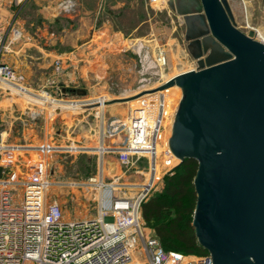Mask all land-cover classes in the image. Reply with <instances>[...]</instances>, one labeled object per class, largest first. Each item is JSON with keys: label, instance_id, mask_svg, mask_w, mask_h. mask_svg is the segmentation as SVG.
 <instances>
[{"label": "rangeland", "instance_id": "rangeland-1", "mask_svg": "<svg viewBox=\"0 0 264 264\" xmlns=\"http://www.w3.org/2000/svg\"><path fill=\"white\" fill-rule=\"evenodd\" d=\"M228 2L237 27L245 33L254 30L255 38L264 41V0ZM17 18L23 34L7 62L45 96H18L0 89V133L7 145L16 146L4 151L0 176L26 174L41 159L50 183L46 201L62 206V220L95 217L96 193L84 183L98 175L100 166L106 181L113 173L122 175L123 182L144 178L145 159L121 165L116 152L99 154L97 148L101 143L106 148L123 145L125 131L114 118L122 121L138 97L195 67L186 50L184 24L166 0H26ZM55 59L60 60L58 69ZM170 88L164 90V141L172 134L182 95L180 87ZM50 97L59 101L51 103ZM97 99L109 101L102 117L95 113L96 104L74 106ZM43 144L50 148L42 152ZM165 149L159 161L161 179L149 197L164 189L165 177L181 163ZM166 158L168 163L163 162ZM74 182L80 186L71 185ZM141 223L155 235L143 218Z\"/></svg>", "mask_w": 264, "mask_h": 264}, {"label": "water", "instance_id": "water-1", "mask_svg": "<svg viewBox=\"0 0 264 264\" xmlns=\"http://www.w3.org/2000/svg\"><path fill=\"white\" fill-rule=\"evenodd\" d=\"M193 69L163 85L182 95L169 138L198 162L192 226L213 264H264V41L241 31L228 0H167Z\"/></svg>", "mask_w": 264, "mask_h": 264}, {"label": "built area", "instance_id": "built-area-1", "mask_svg": "<svg viewBox=\"0 0 264 264\" xmlns=\"http://www.w3.org/2000/svg\"><path fill=\"white\" fill-rule=\"evenodd\" d=\"M25 1L0 0V19L2 11L9 12L5 24L0 25V89L18 96H45L30 88L25 75L4 58L22 36L17 17ZM159 61L165 63L163 57ZM54 65L58 69L60 60L55 59ZM164 90L147 91L136 99L125 119L114 118L113 123L123 125L126 137L123 145L98 146L99 154L116 152L121 165L133 166L145 159L148 169L142 181L133 183L121 181L122 175L115 173L111 180H104L100 166L98 175L84 183L96 193L95 217L62 220V206L55 200L46 201L50 183L41 159L36 166L29 165L26 174L0 176V264H213L210 253L194 255L164 249L160 240L146 232L141 223V204L161 179L159 161L161 153L164 155L161 148H166L167 156L173 154L169 139L162 138L167 112ZM50 99L51 103L59 101L55 97ZM98 101L79 105L85 109L96 104L95 113L102 117L106 105L99 107ZM49 148L45 144L39 146L42 152ZM15 149L16 146L5 143L0 133V166L4 151ZM102 159L100 156V164Z\"/></svg>", "mask_w": 264, "mask_h": 264}, {"label": "trees", "instance_id": "trees-1", "mask_svg": "<svg viewBox=\"0 0 264 264\" xmlns=\"http://www.w3.org/2000/svg\"><path fill=\"white\" fill-rule=\"evenodd\" d=\"M197 166L196 159L185 158L165 177L164 189L141 204L143 220L166 250L198 255L208 253L198 244L192 226L197 199L193 179Z\"/></svg>", "mask_w": 264, "mask_h": 264}, {"label": "crops", "instance_id": "crops-1", "mask_svg": "<svg viewBox=\"0 0 264 264\" xmlns=\"http://www.w3.org/2000/svg\"><path fill=\"white\" fill-rule=\"evenodd\" d=\"M2 17H1V19H0V25L2 26L3 24H5V22H6V19L8 18V15H9V12H7V10H4V11H2ZM18 19V18H17ZM17 25H18V27L21 29V31H22V29H23V25H22V23L20 24L19 22H18V20H17ZM22 34H23V32H22ZM4 58H5V60L7 61L8 60V62H9V60L11 61V54H8V53H5L4 54ZM76 103H74V106H78L79 104H77V105H75ZM55 105H57V104H55ZM57 109H59V108H57ZM78 121V120H77ZM106 137V136H105ZM104 139V138H103Z\"/></svg>", "mask_w": 264, "mask_h": 264}, {"label": "bare ground", "instance_id": "bare-ground-1", "mask_svg": "<svg viewBox=\"0 0 264 264\" xmlns=\"http://www.w3.org/2000/svg\"><path fill=\"white\" fill-rule=\"evenodd\" d=\"M166 1H167V0H166ZM176 74H178V72L175 73V74H173V75H171V78H172L174 75H176ZM174 86H177V85H172V86H169V87H167V88H170V87H171V88L169 89V91H174V90H173V89H174V88H173ZM178 87H179V86H178ZM165 89H166V88H165ZM166 90H168V89H166ZM166 90H165V91H166ZM179 92H180V91H179ZM180 93H181V92H180ZM165 96H167V94H166ZM98 100H99V101H98L99 107H102V106H105V105L109 104V101H107V100L104 101V102H101L100 99H98ZM163 126H164V122H163Z\"/></svg>", "mask_w": 264, "mask_h": 264}]
</instances>
